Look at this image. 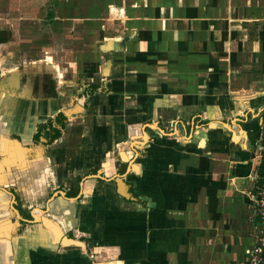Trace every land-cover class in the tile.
I'll return each mask as SVG.
<instances>
[{"label":"crops","instance_id":"obj_1","mask_svg":"<svg viewBox=\"0 0 264 264\" xmlns=\"http://www.w3.org/2000/svg\"><path fill=\"white\" fill-rule=\"evenodd\" d=\"M132 3L127 41L102 45L87 113L0 97V264H253L264 0ZM141 124L152 141L139 153Z\"/></svg>","mask_w":264,"mask_h":264},{"label":"rangeland","instance_id":"obj_2","mask_svg":"<svg viewBox=\"0 0 264 264\" xmlns=\"http://www.w3.org/2000/svg\"><path fill=\"white\" fill-rule=\"evenodd\" d=\"M110 1L114 3L112 6L107 3ZM129 1L0 0V97L3 99L5 94L8 97L9 93L18 98L54 97L52 110L63 109L68 116L79 111L85 113L83 110L87 107H81L80 101L83 103L82 100L89 95V78L93 77L97 82L100 77V71L93 68L105 61L102 45L111 37L127 41L123 34L129 32L131 19H126V9L128 6H133V10L142 8L132 3L136 0ZM119 3L125 8L123 17ZM162 9L164 6L159 7ZM110 57L114 66L122 63L118 58ZM65 95L66 100L57 103L56 96L63 98ZM83 120L75 121L83 123ZM159 126L165 132L161 136L173 133L164 119H160ZM147 127L141 124L139 136H130L131 143L152 141L142 137V131ZM154 129L157 130L156 124ZM189 129L180 133L181 142L186 141ZM175 136L177 134L166 138ZM131 147L139 153L144 149L141 144H132ZM121 153L124 154V150ZM256 196L251 195L252 208H255Z\"/></svg>","mask_w":264,"mask_h":264},{"label":"built area","instance_id":"obj_3","mask_svg":"<svg viewBox=\"0 0 264 264\" xmlns=\"http://www.w3.org/2000/svg\"><path fill=\"white\" fill-rule=\"evenodd\" d=\"M255 215L259 223L256 226V245L248 251L253 264H264V183L254 201Z\"/></svg>","mask_w":264,"mask_h":264},{"label":"trees","instance_id":"obj_4","mask_svg":"<svg viewBox=\"0 0 264 264\" xmlns=\"http://www.w3.org/2000/svg\"><path fill=\"white\" fill-rule=\"evenodd\" d=\"M66 118H65V116L63 115V114H60L59 116H58V123L61 125V127H63L65 124H64V120H65ZM50 125H52V123L50 124ZM52 129H51V131L53 132V133H49L48 135H50V137L52 138V139H55L56 137H58L60 134H59V131L56 129V128H53V127H51ZM263 144H264V138H263ZM263 164H264V160H263ZM264 166V165H263Z\"/></svg>","mask_w":264,"mask_h":264}]
</instances>
